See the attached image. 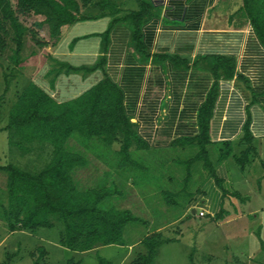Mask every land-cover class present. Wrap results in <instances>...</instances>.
<instances>
[{"label":"crops","instance_id":"0c3cea01","mask_svg":"<svg viewBox=\"0 0 264 264\" xmlns=\"http://www.w3.org/2000/svg\"><path fill=\"white\" fill-rule=\"evenodd\" d=\"M112 1L119 18L140 9L139 0L133 8ZM146 1L150 19L140 39L128 24H112L113 16L77 21L51 47L36 83L63 103L111 81L143 144L134 148L148 151L145 202L180 208L172 223L201 219L204 211L202 219L223 230L236 264H264V45L243 15V0ZM101 13L90 8L84 16ZM214 89L208 167L193 160L200 112Z\"/></svg>","mask_w":264,"mask_h":264},{"label":"trees","instance_id":"16d2710c","mask_svg":"<svg viewBox=\"0 0 264 264\" xmlns=\"http://www.w3.org/2000/svg\"><path fill=\"white\" fill-rule=\"evenodd\" d=\"M111 1L0 0V54L9 52L11 63L21 71L26 59L24 51L27 39L39 48L55 47L64 31L77 21L98 19L105 15L115 18L112 24H128L134 31V37L140 39V26L150 19L149 3L139 0L138 11L127 12L119 18L117 5ZM90 8L102 13L84 16ZM242 12L264 45V0H243ZM36 54L35 51L32 55ZM68 70L77 71L70 67ZM216 99L217 91L214 89L200 112L201 134L195 140L199 153L193 161L201 160L206 165L210 161V121ZM11 112L9 123L3 129L10 133L11 147L18 149L22 156L30 155L33 149L41 150L42 144H49L52 150L48 164L37 174L18 165L0 166V171L8 176L10 208L4 211L5 216L8 220L18 219L11 224V230L17 231L16 225H19L21 229L36 233L41 229L52 230L56 224H62L60 245L74 253H88L115 245L126 246V226L140 221L130 210L101 208L104 201L119 191L114 185L113 188H80L82 186L77 184L74 175L77 170L85 169L88 162L82 153H73L67 147L73 138L81 141L99 139L110 149L118 145L116 153L120 168L137 165L131 150L143 144L124 111L120 89L105 79L84 95L61 103L36 82H31ZM246 140L251 147L252 135L249 131L246 132ZM210 171L209 176L216 179V172L212 168ZM217 181L221 185L220 180ZM174 241L159 232L148 235L141 241L146 252L134 264H154L159 248ZM43 253L44 250H41ZM39 260L34 264H39ZM100 262L110 264L103 259Z\"/></svg>","mask_w":264,"mask_h":264},{"label":"rangeland","instance_id":"374dc122","mask_svg":"<svg viewBox=\"0 0 264 264\" xmlns=\"http://www.w3.org/2000/svg\"><path fill=\"white\" fill-rule=\"evenodd\" d=\"M126 3L132 8L137 5L135 0H126ZM35 51L37 54L33 56ZM50 52L51 47L39 48L27 39L24 51L26 59L21 71L11 63L9 52L0 54V166L18 165L37 174L52 156L49 144H42L41 150L33 149L30 155L22 156L18 149L10 146V133L3 131L21 94L31 82L38 81ZM67 147L73 153H82L88 162L84 170L76 171L75 178L82 186L80 188H113L114 185L119 191L104 201L101 208L130 210L140 221L126 226L124 240L127 245L103 247L99 252L74 253L60 245L62 224H56L52 230L41 229L36 233L16 225L18 230L12 231L11 224L18 219L8 220L5 216L4 211L10 208L8 176L0 171V264H34L38 259L39 264H100V259L110 264H134L146 252L141 240L154 232L176 240L159 248L154 264H236L227 255L225 235L223 230L216 229V222L190 216L172 223L181 217L180 208L167 207L164 202H145L147 198L143 195L149 196L147 180L151 176L149 162L147 164L148 151L132 148L133 159L140 166L120 168V159L115 153L118 145L112 150L99 139L81 141L73 138ZM144 155L146 157L142 158ZM133 243L135 246L130 251L128 248ZM41 250L45 253L41 254Z\"/></svg>","mask_w":264,"mask_h":264},{"label":"built area","instance_id":"2783aa9c","mask_svg":"<svg viewBox=\"0 0 264 264\" xmlns=\"http://www.w3.org/2000/svg\"><path fill=\"white\" fill-rule=\"evenodd\" d=\"M199 216L203 218V217H205V216H206V214H205V212H204V211H201V212H200V214H199Z\"/></svg>","mask_w":264,"mask_h":264}]
</instances>
